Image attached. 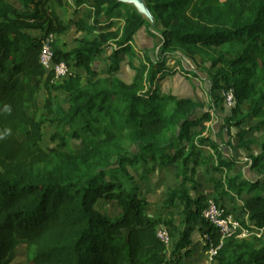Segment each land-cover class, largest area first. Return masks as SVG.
Here are the masks:
<instances>
[{
    "label": "trees",
    "instance_id": "1",
    "mask_svg": "<svg viewBox=\"0 0 264 264\" xmlns=\"http://www.w3.org/2000/svg\"><path fill=\"white\" fill-rule=\"evenodd\" d=\"M15 1L17 6L0 0V264H10L20 245L29 264H171L190 245L195 227L207 237L206 250H215L212 264H264L263 233L251 239L232 236L221 244V236L202 218L206 199L190 195V175L195 174L190 165L197 166L199 151L208 142L193 130L211 117L201 103L160 96L154 86L159 75L188 72L169 68L157 58L135 69L130 85L116 77L121 58L133 54L131 43L147 27L146 20L136 12H122L126 6L118 0H73L76 6L88 3L92 17L91 24L79 20L74 26L98 37L80 41L69 52L53 47V61L70 68L69 78L56 86L51 84L52 74L39 63L42 42L67 26L54 13L50 0ZM147 5L159 21L162 57L182 51L194 60L225 47L236 51L232 60L222 56L214 60L215 65L223 61L230 72L222 78L224 85H213L209 95L216 102L214 91L233 90L237 107L230 119L235 128L245 121L235 116L248 100L243 119H258L264 125V0H148ZM113 20H122V25L114 28ZM107 47H114L105 57L109 77L102 88H95L93 80L100 75L95 63ZM80 71L88 76L83 86ZM42 89L47 92L44 113L49 116L54 113L52 90L67 96L70 106L59 121L67 127L80 125L74 131V138L83 141L79 155L66 146L64 138L54 148L41 147L36 99ZM166 100L173 102L170 109ZM243 135L240 132V139ZM59 137L55 134L53 140ZM124 137L129 141L127 151L122 147ZM252 143L243 142V147ZM212 148L217 161L213 170L227 174L215 190L221 197L235 191L242 203L230 210L218 207L250 231L247 224L263 229L264 183H237L240 176L232 173L231 162L223 160L215 144ZM262 149L251 159L253 171L264 160V145ZM111 158L115 161L109 162ZM136 165L142 168L138 178L144 182L158 168L177 170L179 184L167 192L165 207L179 203L184 230L171 258L174 221L147 215V200L128 170ZM99 201L114 206L117 217L102 214L97 209ZM237 210L243 220L234 216ZM159 225L169 231V251L157 238ZM177 258L178 263L181 257Z\"/></svg>",
    "mask_w": 264,
    "mask_h": 264
},
{
    "label": "rangeland",
    "instance_id": "2",
    "mask_svg": "<svg viewBox=\"0 0 264 264\" xmlns=\"http://www.w3.org/2000/svg\"><path fill=\"white\" fill-rule=\"evenodd\" d=\"M14 5L17 6V2L15 0H10ZM122 1L126 7L123 8L129 12H136L140 16H142L146 22L147 27L142 28L141 30L145 32L148 38H151L153 41L154 48H152V55H153V62L158 61V59H164L166 62V66L172 68L175 65H171L172 62L178 61L179 63L183 60V57L189 58L186 54L182 51H176L172 54H168L162 57L160 48L162 46L161 42V28L158 27L159 21L156 17L152 14L150 9L148 8V0H120ZM50 6L53 8L54 13L58 16L59 20L62 22L63 25L67 26L66 30L60 34H53V45L55 49H60L63 52H69L75 48H77L78 44L82 40L92 41L94 38L98 37V33H87L85 31L77 30L74 26L76 21L82 20L84 24L89 25L92 22V17L88 13L90 12V6L88 3L82 6H76L73 0H50ZM122 14V13H121ZM90 15V16H89ZM123 20V19H122ZM122 20H113V27L118 28L122 25ZM114 47H107L106 54L101 55L100 59L96 62L95 69L99 72V77L94 79L95 88H102L105 84L104 81L109 77L106 74L108 62L106 60L107 52H111ZM236 51L232 52L228 48H223L222 50L217 49L214 53L209 52L208 56L200 57L198 56L197 59H194L193 64L195 65L196 77L199 78L201 81V94L202 98L198 102L201 103L203 107V111L209 113L210 117L213 116V120L215 119V111L225 114L223 108L221 107L223 103L222 98V90L218 89L215 92L216 94V102L211 99L209 92L206 89L210 90L213 85L217 83L224 85L223 83V76L230 72L229 68L224 65L223 61H220L219 64L215 65L213 62L214 60L220 58L222 56L223 60H232L234 58ZM130 58H129V57ZM129 58V63L133 62L134 56L126 55L123 56L120 60V70L116 77L119 79L121 78V68L124 65L125 58ZM176 57V58H174ZM148 60L150 59L147 57ZM158 58V59H157ZM178 59V60H177ZM174 60V61H173ZM140 65H144L142 62L143 60H138ZM137 61V62H138ZM151 61V60H150ZM142 62V63H141ZM146 62V61H145ZM136 63V61H135ZM137 64V63H136ZM72 66V65H71ZM175 70H177L175 68ZM178 72V71H176ZM83 81L81 85H85L88 79V76L80 71ZM188 74V73H185ZM124 75V74H123ZM191 79H194L195 76L189 74ZM135 73H133L134 79ZM132 78H128L131 82L133 81ZM260 78V76H258ZM127 80V78H125ZM255 81V80H253ZM102 82V83H100ZM262 80H259V84H261ZM52 84V83H51ZM56 86L62 83H54ZM53 84V85H54ZM131 83H128L130 85ZM203 90V91H202ZM37 104L39 106V112L37 113L36 119L41 124L42 129V143L41 147L44 150H48L54 148L61 142V138H64L66 146L72 150L75 154L79 155L81 151H83V141L80 139H75L74 134L75 130L80 128L79 124H74L70 127L65 126L59 120L63 116L65 112H67L69 108V100L67 96L57 90H52L51 92V101L53 104V114L46 115L44 113V104L47 100V92L42 89L37 96ZM197 100V99H196ZM166 108L170 109L173 105V102L170 100H166L164 102ZM250 101H246L242 103L238 107V115L235 116L237 121H244L242 127L235 129V127L231 123H229V128L227 129V135H230L231 131L230 128L233 129L232 131V143H229V148L226 150L227 154L225 155L226 160L231 162L232 165V173L235 175L240 176L239 182H248L250 180L259 181L260 183H264V160L261 162L262 164L258 166L254 171L252 170V161L251 159L262 152V146L264 145V125L260 123L258 119H243L249 107ZM233 111V110H232ZM231 111V113H232ZM106 122L102 121V125ZM228 126V125H227ZM227 128L225 126L217 129L216 127L211 129L209 124L200 125L199 127L195 128L193 131L195 134H199L201 138H206L208 142L211 140L219 141V145L224 146L225 142L223 140V134L225 133L224 129ZM224 131V132H223ZM240 132L244 134L243 141L242 137L240 139L239 134ZM55 134H58L60 137L56 140H53ZM125 135V134H124ZM226 135V133H225ZM126 137V136H125ZM122 140V147L124 150H129V141L127 138ZM211 139V140H210ZM252 141V145L245 149L243 146V142ZM207 151V152H206ZM204 151V155H202V159L200 161L199 158L197 159V166L193 167L191 164V168H195V174L193 176L190 175V183L188 184V188L190 190V195L192 198H196L197 196H203L206 199V202L213 201V198L218 197L219 192L215 190V185L217 182H223L225 176L227 174H223L220 172H216L213 170V166L216 165L215 158L216 154L215 151L211 148V151L206 149ZM115 159L111 158L109 162H114ZM200 164V165H199ZM128 168V167H127ZM170 168V167H169ZM131 176L134 177V181L136 185L139 187V193L143 198L149 199L150 206L147 207V215L151 218L158 219L161 218L163 221H174L175 230H173L174 238L172 239V247L169 251V258L170 252L172 251L173 245L178 242L179 234L184 230L183 220L184 218L180 216L181 208L177 205L174 208H166V198L167 192L170 188L175 189L177 188L179 181L176 178L177 170L175 167H171L168 170L157 169L158 171L149 175L147 182L139 180V174L142 172V168L139 165H136L135 169L128 168ZM245 170H252L254 173L251 178H246L244 176ZM118 178L123 180L122 177L119 175ZM253 178V179H252ZM250 179V180H249ZM210 180V181H209ZM124 181V180H123ZM249 183H246L247 188L249 187ZM212 192H214L212 195ZM234 194V195H233ZM209 195V196H207ZM233 195V196H232ZM206 196L208 198H206ZM228 196L232 199L230 204L233 207L235 202L240 201V197L236 196V192L233 191L232 194H228ZM243 198L246 196V192L243 191L242 195ZM234 202V203H233ZM217 206L221 205V199H216ZM231 207V208H232ZM97 209L104 215L108 216L111 219H115L119 213V211L112 205L99 201L97 204ZM234 216L237 220H243V216L240 212L235 211ZM170 229V228H169ZM192 236L190 239V249H186L185 252H180L178 255L181 257V260L178 261V255L175 259H172L171 264H188L195 263L196 259L184 260V256L188 255L189 253H193L197 255L198 253L207 254L209 258V251L206 250L204 247L205 241L207 237L204 236V233L198 232L194 229L192 231ZM264 234V231H263ZM261 236V235H260ZM259 236V237H260ZM250 237L249 239H251ZM262 241H264V236L260 237ZM188 253V254H187ZM185 254V255H184ZM198 260V258H197ZM174 261V262H173ZM10 264H29L25 247L23 245L18 246L13 253V258ZM209 264H212L209 261Z\"/></svg>",
    "mask_w": 264,
    "mask_h": 264
},
{
    "label": "crops",
    "instance_id": "3",
    "mask_svg": "<svg viewBox=\"0 0 264 264\" xmlns=\"http://www.w3.org/2000/svg\"><path fill=\"white\" fill-rule=\"evenodd\" d=\"M131 47H132V50H133V54H131L130 56L131 57L134 56L133 62H131V64L129 63V60H128L130 58L129 56H128L129 58L128 57L125 58V60L126 59L127 60L125 62H123L124 65L121 68V73H123L124 75L121 74V78H119V80H121L123 83H125L127 85H128V83L132 82V81L130 82L128 80V78H132L133 77V73H135V69L138 67V65H140V64H138L139 63L138 60L141 59V60H143L142 62L144 64H146V62L148 60L147 57H149L150 58L149 60H151L152 62H153V59H154L153 55H152V51H151L152 48H154L153 41L151 40V38H148L147 35L145 34V32H143L142 30L137 32V34L134 36L133 41L131 43ZM125 57H126V55H125ZM174 58H176V57H174ZM197 58L198 57H195V59H197ZM135 61H136L137 64L135 63ZM193 61L190 58L183 57V60L180 63L178 61L177 62L174 61V62L171 63V65H175L173 67L176 68L177 70L182 69V70L188 72L189 74L195 76L194 79H191L190 75H185V74H182V73H175V74L170 75V76L159 75L160 79L154 85L159 90L158 94L160 96H163V97H171V98H175L177 100L189 99V100H192L194 102H198L199 100H201V98H202V94L200 92L201 89H202L201 88V81L199 80L198 77H196L197 76L196 73H198V72H196L194 70L195 69V65L193 64ZM95 65H96V63H95ZM125 78H127V80ZM132 80H133V78H132ZM52 84H54V83H52ZM206 91L208 92V89H206ZM221 107L223 108V111H224L225 114H221V113L217 112V110H216L215 111V119L213 120V116H212L211 117V121L209 123H205V124H209L212 130L215 127L217 129H219V128L223 127V126L227 127V128L224 129L226 135H225V133L223 134L224 135L223 136V140L225 142V145L221 146V145H219V141L210 139L211 142L209 141L203 147H201V149L199 151V156L197 157V159L199 158L198 161H200L202 159V155H204V153H205L204 151H206V149L211 151L212 145L215 144L217 146V149L220 152V155L222 156L223 160L228 162V160H226L224 154H227L226 150L229 148L228 145H229V143H232L231 135H232V131H233L232 128L233 127L230 128V131H231L230 135H227V133H228L227 129L229 128V123H231V119L230 118L232 116V113H231L230 110H228L224 106L223 103H222ZM235 129H237V128H235ZM206 138H209V136H206ZM214 158H215V161H216V157H214ZM171 167H173V166H170V168ZM170 168L162 169V170H168ZM157 171L158 170H156V172ZM253 173L254 172L252 170H250V171L249 170H245L244 176L246 178H251ZM170 189H172V188H170ZM213 193L214 192H212V195H214ZM207 196H209V195H207ZM207 196H206V198H208ZM144 199H146V198H144ZM216 199H221V205H223L225 208H227L229 210L231 209L232 206H231L230 203L232 201H229L230 199H229L228 196L227 197L218 196V197H216ZM149 201L150 200L148 199L147 200V203H148L147 207L150 206ZM239 202L240 201H238V203L237 202H235V203H237V204H239V206H241L240 205L241 202L240 203ZM194 229H196L198 232L204 233V231L200 230V227L199 228L195 227ZM194 229H193V232H194ZM191 236H192V234H191ZM189 246L187 247V250L190 249ZM187 250H183L182 252H185ZM193 255H194L193 253L192 254L189 253L188 255H185L184 256V260H186V259L189 260V259L192 258L191 262L193 261V259H196L194 264H209V258L207 256V254H202L201 255L200 253H198L195 256H193ZM197 258H198V260H197ZM188 264H193V262L192 263L188 262Z\"/></svg>",
    "mask_w": 264,
    "mask_h": 264
},
{
    "label": "built area",
    "instance_id": "4",
    "mask_svg": "<svg viewBox=\"0 0 264 264\" xmlns=\"http://www.w3.org/2000/svg\"><path fill=\"white\" fill-rule=\"evenodd\" d=\"M53 42L52 35H49L42 42V52L39 63L47 74H52V83H63L70 76V68L65 62L55 63L53 61ZM222 98L223 104L228 110L232 111L237 107V100L233 90L222 92ZM240 205H242V203H240ZM202 218L221 236V244L224 239L232 236H235L236 239H246L252 236L259 237L264 231V228L256 230L250 224H247V226L253 229L252 231L244 228L239 221H236L232 216L225 214L224 211L213 201L206 202V207L202 211ZM156 235L158 240H160L165 245L167 251H169L171 239L168 229L163 225H159L156 230ZM214 254L215 250L211 248L209 250V261L212 262Z\"/></svg>",
    "mask_w": 264,
    "mask_h": 264
},
{
    "label": "water",
    "instance_id": "5",
    "mask_svg": "<svg viewBox=\"0 0 264 264\" xmlns=\"http://www.w3.org/2000/svg\"><path fill=\"white\" fill-rule=\"evenodd\" d=\"M119 2H122V1H120V0H118Z\"/></svg>",
    "mask_w": 264,
    "mask_h": 264
}]
</instances>
